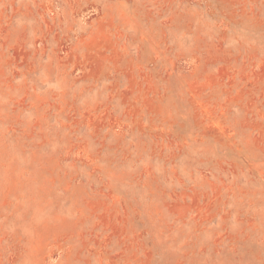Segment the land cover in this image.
Instances as JSON below:
<instances>
[{
  "label": "rangeland",
  "instance_id": "obj_1",
  "mask_svg": "<svg viewBox=\"0 0 264 264\" xmlns=\"http://www.w3.org/2000/svg\"><path fill=\"white\" fill-rule=\"evenodd\" d=\"M0 264H264V0H0Z\"/></svg>",
  "mask_w": 264,
  "mask_h": 264
}]
</instances>
